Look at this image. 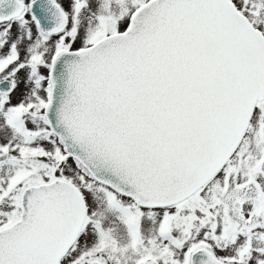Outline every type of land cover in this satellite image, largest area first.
Here are the masks:
<instances>
[{
    "label": "snow or ice",
    "instance_id": "obj_1",
    "mask_svg": "<svg viewBox=\"0 0 264 264\" xmlns=\"http://www.w3.org/2000/svg\"><path fill=\"white\" fill-rule=\"evenodd\" d=\"M0 264H264V0H0Z\"/></svg>",
    "mask_w": 264,
    "mask_h": 264
},
{
    "label": "rangeland",
    "instance_id": "obj_2",
    "mask_svg": "<svg viewBox=\"0 0 264 264\" xmlns=\"http://www.w3.org/2000/svg\"><path fill=\"white\" fill-rule=\"evenodd\" d=\"M21 88H23V85H21Z\"/></svg>",
    "mask_w": 264,
    "mask_h": 264
}]
</instances>
